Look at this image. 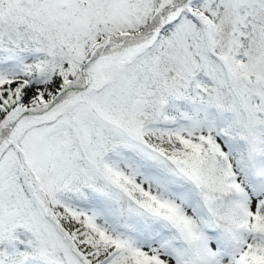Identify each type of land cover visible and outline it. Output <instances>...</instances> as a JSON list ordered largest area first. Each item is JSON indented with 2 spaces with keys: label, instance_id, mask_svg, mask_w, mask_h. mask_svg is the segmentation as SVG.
Masks as SVG:
<instances>
[{
  "label": "snow or ice",
  "instance_id": "1",
  "mask_svg": "<svg viewBox=\"0 0 264 264\" xmlns=\"http://www.w3.org/2000/svg\"><path fill=\"white\" fill-rule=\"evenodd\" d=\"M0 264H264V0H0Z\"/></svg>",
  "mask_w": 264,
  "mask_h": 264
}]
</instances>
